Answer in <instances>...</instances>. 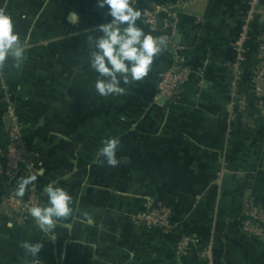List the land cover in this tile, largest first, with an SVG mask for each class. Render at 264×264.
I'll return each instance as SVG.
<instances>
[{
    "label": "crops",
    "instance_id": "obj_1",
    "mask_svg": "<svg viewBox=\"0 0 264 264\" xmlns=\"http://www.w3.org/2000/svg\"><path fill=\"white\" fill-rule=\"evenodd\" d=\"M158 5L175 6L174 42L203 73L175 101L156 92L172 59L168 47L125 94H96L87 38L110 19L96 0H0L26 48L21 67L0 65V144L16 121L30 154L10 179L0 176V264H264V241L241 228L244 198L264 208V119L226 115L229 64L248 1L135 0L142 16ZM137 24L154 36L162 31L161 19L158 30L143 17ZM258 31L253 23L242 44L245 80L260 57ZM109 137L120 140L116 167L97 156ZM32 173L37 181L24 196L35 194L41 204L54 182L73 197V215L50 234L3 203ZM149 203L169 208L171 232L136 222ZM84 212L92 224L81 222ZM181 234L198 244L179 256ZM23 242L41 243V251L33 257Z\"/></svg>",
    "mask_w": 264,
    "mask_h": 264
},
{
    "label": "clouds",
    "instance_id": "obj_2",
    "mask_svg": "<svg viewBox=\"0 0 264 264\" xmlns=\"http://www.w3.org/2000/svg\"><path fill=\"white\" fill-rule=\"evenodd\" d=\"M100 9H106L110 18L96 28L98 34L89 36L87 62L96 73L93 83L98 96L123 95L124 86L143 80L150 72L154 58L167 47V41L137 24L142 12L135 6V0H96ZM26 59V48L15 30L12 16L0 9V65L11 61L16 68ZM120 140L109 137L102 140L97 156L100 163L116 167L120 161L117 151ZM39 173H32L18 180L15 195L22 198L28 186L37 181ZM45 200L41 204L26 206L27 215L44 234L52 233L57 223L69 219L75 209L72 195L56 183H49L43 189ZM82 223L92 224L87 212L82 213ZM9 227H12L9 224ZM27 254L35 257L42 248L41 243L23 242Z\"/></svg>",
    "mask_w": 264,
    "mask_h": 264
},
{
    "label": "built area",
    "instance_id": "obj_3",
    "mask_svg": "<svg viewBox=\"0 0 264 264\" xmlns=\"http://www.w3.org/2000/svg\"><path fill=\"white\" fill-rule=\"evenodd\" d=\"M248 11L244 16L242 30L235 41L234 48L238 52L237 58L230 66L231 79L229 84L230 101L226 107V115L229 119L242 117L245 120L251 118L257 122V118L264 119V0H247ZM143 22L151 29H157V22L162 21V27L158 37L167 41V47L172 50V59L169 65L159 74L157 83V96L169 100H178L193 76L198 81L202 77V71L196 72L188 65L181 55L178 45L174 42L179 16L173 5H158L147 9L143 13ZM253 23L259 27L257 36V50L260 57L252 70L248 80H245V72L242 68V44L247 40L249 29ZM256 108V114L252 109ZM29 151L22 139L20 125L12 121L7 129L6 140L0 144V176L10 179L14 171L29 160ZM7 208L19 215L27 214L26 206L38 204L35 194H29L22 198L15 195L14 189H9L2 197ZM241 228L249 236L264 241V208L253 198H244L241 209ZM137 223L146 228H159L163 232H171L174 228L171 223V212L162 204L149 203L147 207L135 216ZM198 240L187 234H181L177 241L175 251L179 256L187 255L197 246ZM205 255V251H200Z\"/></svg>",
    "mask_w": 264,
    "mask_h": 264
},
{
    "label": "rangeland",
    "instance_id": "obj_4",
    "mask_svg": "<svg viewBox=\"0 0 264 264\" xmlns=\"http://www.w3.org/2000/svg\"><path fill=\"white\" fill-rule=\"evenodd\" d=\"M38 204H39V200H38Z\"/></svg>",
    "mask_w": 264,
    "mask_h": 264
}]
</instances>
